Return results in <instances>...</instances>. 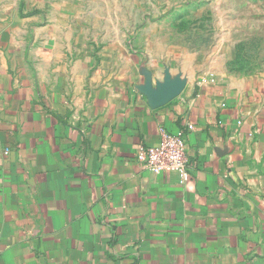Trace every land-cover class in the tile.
<instances>
[{
    "label": "crops",
    "instance_id": "1",
    "mask_svg": "<svg viewBox=\"0 0 264 264\" xmlns=\"http://www.w3.org/2000/svg\"><path fill=\"white\" fill-rule=\"evenodd\" d=\"M75 15L0 0V264H264V72L149 76ZM163 131L185 185L137 161Z\"/></svg>",
    "mask_w": 264,
    "mask_h": 264
},
{
    "label": "rangeland",
    "instance_id": "2",
    "mask_svg": "<svg viewBox=\"0 0 264 264\" xmlns=\"http://www.w3.org/2000/svg\"><path fill=\"white\" fill-rule=\"evenodd\" d=\"M44 1L77 10L79 31L123 35L149 76L182 78L203 66L242 77L264 72V0Z\"/></svg>",
    "mask_w": 264,
    "mask_h": 264
},
{
    "label": "built area",
    "instance_id": "3",
    "mask_svg": "<svg viewBox=\"0 0 264 264\" xmlns=\"http://www.w3.org/2000/svg\"><path fill=\"white\" fill-rule=\"evenodd\" d=\"M189 129L193 130L194 126L190 125ZM137 161L154 175L177 174L181 185L187 184L191 179V163L184 135H172L163 131L158 144L139 146Z\"/></svg>",
    "mask_w": 264,
    "mask_h": 264
},
{
    "label": "water",
    "instance_id": "4",
    "mask_svg": "<svg viewBox=\"0 0 264 264\" xmlns=\"http://www.w3.org/2000/svg\"><path fill=\"white\" fill-rule=\"evenodd\" d=\"M183 87L184 83L182 81L172 82L171 78H167L165 85L159 88V92L169 93L168 98L172 99L180 93Z\"/></svg>",
    "mask_w": 264,
    "mask_h": 264
}]
</instances>
